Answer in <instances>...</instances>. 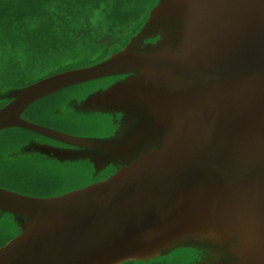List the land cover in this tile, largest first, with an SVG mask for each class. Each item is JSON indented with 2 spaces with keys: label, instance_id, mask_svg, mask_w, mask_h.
I'll use <instances>...</instances> for the list:
<instances>
[{
  "label": "water",
  "instance_id": "water-1",
  "mask_svg": "<svg viewBox=\"0 0 264 264\" xmlns=\"http://www.w3.org/2000/svg\"><path fill=\"white\" fill-rule=\"evenodd\" d=\"M104 77L69 117L28 110ZM4 83L0 264H264V0H155L104 57ZM95 114L109 133L66 127Z\"/></svg>",
  "mask_w": 264,
  "mask_h": 264
},
{
  "label": "rangeland",
  "instance_id": "rangeland-1",
  "mask_svg": "<svg viewBox=\"0 0 264 264\" xmlns=\"http://www.w3.org/2000/svg\"><path fill=\"white\" fill-rule=\"evenodd\" d=\"M154 1L19 0L3 5L0 0V80H4L5 88L20 86L102 58L103 53L136 27L141 12ZM110 79L104 77L67 86L33 102L28 110L36 119L53 115L69 117V102ZM75 118L76 123L68 118L66 127L77 135L100 136L112 129V119L105 114ZM9 129L15 132V129ZM41 168L35 167L36 170ZM20 172L26 178V172ZM11 180L2 183H15ZM0 227L3 240L14 233L10 229L12 225L5 219L0 221ZM190 255L192 253L187 249L179 248L150 261L128 260L121 264H186Z\"/></svg>",
  "mask_w": 264,
  "mask_h": 264
},
{
  "label": "flooded vegetation",
  "instance_id": "flooded-vegetation-1",
  "mask_svg": "<svg viewBox=\"0 0 264 264\" xmlns=\"http://www.w3.org/2000/svg\"><path fill=\"white\" fill-rule=\"evenodd\" d=\"M118 41H119V40H118ZM103 54H104V55H103V57H104L105 54H106V52L103 53ZM23 117L28 118V119H31L27 113H24V114H23ZM33 139H35V138H33ZM33 143H34V142H33ZM55 145H57V144H55ZM1 152H2V148H0V155H1Z\"/></svg>",
  "mask_w": 264,
  "mask_h": 264
}]
</instances>
